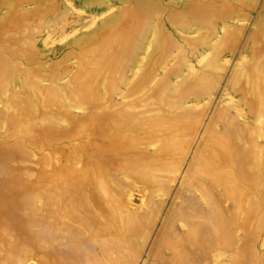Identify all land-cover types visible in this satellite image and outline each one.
<instances>
[{
    "label": "rangeland",
    "instance_id": "rangeland-1",
    "mask_svg": "<svg viewBox=\"0 0 264 264\" xmlns=\"http://www.w3.org/2000/svg\"><path fill=\"white\" fill-rule=\"evenodd\" d=\"M0 264H264V0H0Z\"/></svg>",
    "mask_w": 264,
    "mask_h": 264
}]
</instances>
